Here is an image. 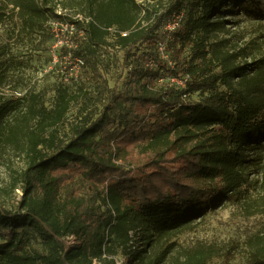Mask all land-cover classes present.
Instances as JSON below:
<instances>
[{"label":"trees","instance_id":"1","mask_svg":"<svg viewBox=\"0 0 264 264\" xmlns=\"http://www.w3.org/2000/svg\"><path fill=\"white\" fill-rule=\"evenodd\" d=\"M242 1L0 0V26L16 22L15 36L32 46L49 22L82 33L63 51L89 68L106 100L67 133L77 99L67 87L52 108L35 91L0 101V153L26 159L17 207L0 205V264H219L212 247L174 240L240 193L245 151L264 158V31L249 39L235 31L229 18ZM111 46L124 71L113 88L98 62ZM21 65L0 49V84ZM79 179L85 190L66 188ZM247 264H264L263 233L248 240Z\"/></svg>","mask_w":264,"mask_h":264},{"label":"rangeland","instance_id":"2","mask_svg":"<svg viewBox=\"0 0 264 264\" xmlns=\"http://www.w3.org/2000/svg\"><path fill=\"white\" fill-rule=\"evenodd\" d=\"M159 1L167 0H156L157 3ZM184 1L188 5L192 0ZM234 11L236 15L229 19L235 23V31L239 35L249 39L255 32L264 31V0H243ZM17 29L13 21L0 26V49L6 51V59L17 58L25 65H21L22 69L7 82L0 84V101L2 98H20L29 91H35L41 92L47 107L52 108L56 90L67 87L77 95V99L60 131L67 133L86 116L96 117L106 100H98L95 93L96 80L89 68L63 51L64 46L76 47L80 39H83V34H77L70 26L49 22L46 35L39 36L32 46L30 39L15 36ZM48 36L52 37L49 39ZM109 41L112 42V39ZM38 42L41 50H32ZM98 62L109 87L113 88L116 83L120 86V78L124 75L122 51L115 46L101 48L98 51ZM193 99L200 98L194 96ZM116 119L118 121L120 116H116ZM244 155L246 161H249V175L240 193L232 200L220 202L191 230L176 238L174 241L177 247H212L217 255L215 261L219 264H247L248 240L255 235H264V158L256 150L245 151ZM25 163V156L19 150L7 148L0 153V205L7 209H15L22 195L21 179ZM85 185L79 179L66 188L85 190ZM141 237L142 233L139 232L137 241H141ZM138 246L141 247V243ZM117 264H126L125 258L118 257Z\"/></svg>","mask_w":264,"mask_h":264},{"label":"built area","instance_id":"3","mask_svg":"<svg viewBox=\"0 0 264 264\" xmlns=\"http://www.w3.org/2000/svg\"><path fill=\"white\" fill-rule=\"evenodd\" d=\"M182 18H183V14H176L174 16H172V19L170 21H168L164 27L165 33H167L168 35L171 34L172 32H174L181 24L182 22ZM73 29V28H72ZM123 36H127V33H124ZM158 50L161 54V57L165 60L169 59L168 54L166 53V45L164 43H160ZM79 63L83 64V62H81L80 60H78ZM171 83H177V84H183L181 81H178L176 79H170L169 80ZM160 82H163L160 81ZM72 243H75L74 238H72Z\"/></svg>","mask_w":264,"mask_h":264}]
</instances>
